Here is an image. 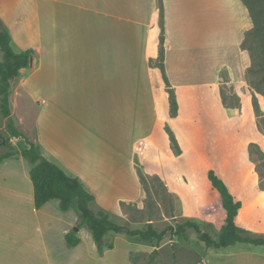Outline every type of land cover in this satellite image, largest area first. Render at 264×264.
Instances as JSON below:
<instances>
[{
	"label": "crops",
	"instance_id": "1",
	"mask_svg": "<svg viewBox=\"0 0 264 264\" xmlns=\"http://www.w3.org/2000/svg\"><path fill=\"white\" fill-rule=\"evenodd\" d=\"M0 21L16 53L34 51V67L12 81L16 128L80 179L96 198L95 212L120 217L122 202H139L141 163L147 174L163 179L182 218L221 230L226 211L208 179L213 169L242 202L240 232L264 236V192H240L232 182L236 171L247 179L249 145L264 149L253 107L254 97L260 103L264 97L250 89L240 46L250 24L242 0H0ZM161 21L176 117L160 69L150 66L159 56ZM224 85L232 87L240 109L224 104ZM28 103L34 105L30 132L20 112ZM6 120L0 115V131ZM7 144L19 152L29 147L11 135ZM31 169L21 156L0 163V264H137L135 238L109 233L105 242L112 249L100 253L88 229L78 227L75 205L64 213L51 200L37 209ZM245 206L251 210L240 221ZM74 231L80 243L69 246L66 235ZM230 248L215 249L204 263L248 258L245 264H258L261 257Z\"/></svg>",
	"mask_w": 264,
	"mask_h": 264
},
{
	"label": "trees",
	"instance_id": "2",
	"mask_svg": "<svg viewBox=\"0 0 264 264\" xmlns=\"http://www.w3.org/2000/svg\"><path fill=\"white\" fill-rule=\"evenodd\" d=\"M242 1L250 18V24L243 31L240 42L246 74L249 76L258 75L257 79L250 81V86L264 96V0ZM161 27L162 35L160 37L159 56L156 60L152 59L150 61V66L160 69L169 94L170 115L171 117H176L178 114V102L175 91L166 76L164 27L162 21ZM11 43L12 37L10 33L2 26L0 21V52L2 54V60H0V115L8 120L7 130L11 136L26 139L29 147L22 152L12 150L0 155V163L16 156H21L31 163L30 177L33 183L34 202L37 209H40L51 200H58L60 202V209L64 213H67L74 205H77L79 212L78 227L88 229L100 253L104 252L105 247L112 249V245L105 242V237L109 233L124 234L129 238H137L144 243L156 242L159 244L167 234L176 237L180 241L186 240L188 230H194L199 241L204 243L208 248L219 250L237 244L264 247V236L243 235L240 232L236 220L242 209V202L234 197L227 183L213 169L208 171V179L212 188L220 194L222 206L226 211L225 224L214 237L203 230L202 223L191 219H187L185 222L177 224V226H168L163 231H158L151 223L147 225L146 229H130L127 226L115 223L109 212L104 210L95 212L92 209V204H94L96 198L84 187L80 179L69 176L57 164L49 161L42 154L38 143L30 141L16 128L11 117L12 112L10 107L12 81L20 76L23 69L29 68L34 51L29 49L16 53ZM150 47L152 48L153 45H150ZM224 104L229 107L225 103V100ZM253 106L257 116L259 118L262 117V112L256 98H254ZM230 107H240V104L238 106L230 105ZM166 131L169 134L174 153L181 154V149L174 133L169 127L166 128ZM138 178L142 185L143 195L146 193L148 198H150L152 194L147 185L146 177L138 172ZM154 179L159 180L158 177ZM161 186L166 190V195L169 198H174L164 184ZM138 203L122 202L121 208L126 212L136 208L139 205ZM243 213L244 209L241 212L240 221ZM66 240L69 246H77L80 243V239L77 237L75 231L68 233Z\"/></svg>",
	"mask_w": 264,
	"mask_h": 264
},
{
	"label": "rangeland",
	"instance_id": "3",
	"mask_svg": "<svg viewBox=\"0 0 264 264\" xmlns=\"http://www.w3.org/2000/svg\"><path fill=\"white\" fill-rule=\"evenodd\" d=\"M154 41L155 31H152L150 45H153V47L155 45ZM246 78L250 86V81L257 79L258 75L255 74L249 76L246 74ZM250 87L251 90L258 93L252 86ZM258 94L261 95L260 93ZM220 95H222V99L225 100V103L229 105V107L230 105L238 106L239 104L241 107V103H239L240 99L236 94H234L232 87L227 85L222 86ZM257 101L262 112V117L259 118L255 112L256 124L259 131L264 135V101L262 103H260L258 99ZM23 107L24 108H21L20 112L26 117L24 129H27V131L30 132L33 128L34 105L33 103H28L27 106L23 105ZM240 107H236V109H240ZM7 124L8 120H6V128L0 131V154L12 151L7 144L11 135L7 130ZM249 151L251 168L248 172H246V181L243 182L240 180L241 176L236 171L233 174L232 182L235 185V190L240 192H264V149L260 147L259 143H251L249 145ZM136 169L146 177L147 185L152 195L148 198V195L145 193L139 200V205L136 208L126 212L123 211V215L120 217L113 215L112 220L115 223L127 226L130 229H146L147 225L151 223L158 231H163L168 226H177V224L185 222L187 219L181 217L176 199L173 197L169 198L166 195V190L161 186L162 184L166 186L163 179L156 174H147L142 169L141 163L136 166ZM155 177H158L160 181L154 179ZM230 190L231 192H234L232 188ZM75 206L77 207V205ZM96 209L97 207H93L94 211ZM250 210L251 207H244V213L241 221H243L244 217ZM202 228L213 237L220 231L218 229H214L213 227H209L208 225H203ZM135 240L138 242L139 251L132 254V260L137 264H205L204 260L207 255L217 253L215 248H208L204 243L200 242L194 230H188L187 239L183 241L178 240L170 234H167L164 240L159 244L156 242L144 243L139 241L137 238H135ZM238 250L252 252L257 255L259 254L261 257L258 260V264H264L263 247L237 244L232 246V248L229 249V252H236ZM4 256L5 254L0 253V259ZM249 260L251 259H244L242 264H245V262Z\"/></svg>",
	"mask_w": 264,
	"mask_h": 264
},
{
	"label": "water",
	"instance_id": "4",
	"mask_svg": "<svg viewBox=\"0 0 264 264\" xmlns=\"http://www.w3.org/2000/svg\"><path fill=\"white\" fill-rule=\"evenodd\" d=\"M34 56L31 57V60H30V68H33L34 67ZM76 231H78V228H76ZM106 250L108 249L107 247L105 248Z\"/></svg>",
	"mask_w": 264,
	"mask_h": 264
}]
</instances>
